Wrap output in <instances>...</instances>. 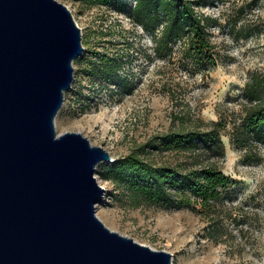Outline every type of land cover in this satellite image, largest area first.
Returning a JSON list of instances; mask_svg holds the SVG:
<instances>
[{
    "label": "rangeland",
    "instance_id": "rangeland-1",
    "mask_svg": "<svg viewBox=\"0 0 264 264\" xmlns=\"http://www.w3.org/2000/svg\"><path fill=\"white\" fill-rule=\"evenodd\" d=\"M61 1L71 7L83 29L84 53L110 46L114 37L130 40L131 57L122 70L129 75L130 88L112 92L94 81L87 60L75 62L73 86L56 118L59 133L82 131L115 158L140 150L159 162L177 161L176 150L144 149L143 145L161 133L206 126L204 123L219 117V109L235 105L230 97L240 94L252 71L264 72V0H204L197 6L215 19L209 28L221 53L215 67L199 72L188 68L179 45L174 55L156 53L153 34L133 19L131 6L136 0H123L119 7ZM244 23L250 24L249 36L241 34ZM224 139L227 154L222 164L228 173L243 180L240 197L256 194L246 206L254 216L253 224L245 223V232L235 225L236 235L229 242L205 237L206 221L191 208L135 206L117 196L114 183L104 176L107 161H101L96 170L107 187L106 199L97 206L98 215L112 229L171 251L173 264H264V146L262 159L248 162L228 134Z\"/></svg>",
    "mask_w": 264,
    "mask_h": 264
},
{
    "label": "water",
    "instance_id": "water-1",
    "mask_svg": "<svg viewBox=\"0 0 264 264\" xmlns=\"http://www.w3.org/2000/svg\"><path fill=\"white\" fill-rule=\"evenodd\" d=\"M61 0H0V264H173L98 215L112 153L56 118L84 53Z\"/></svg>",
    "mask_w": 264,
    "mask_h": 264
},
{
    "label": "trees",
    "instance_id": "trees-1",
    "mask_svg": "<svg viewBox=\"0 0 264 264\" xmlns=\"http://www.w3.org/2000/svg\"><path fill=\"white\" fill-rule=\"evenodd\" d=\"M82 1L118 7L123 2ZM202 3L204 0H136L131 12L134 21L153 34L154 49L159 56L174 55L179 45L188 68L194 72L208 71L219 63L221 53L209 28L215 19L198 10L197 6ZM249 25L241 26L242 36L251 34ZM111 41L110 46L96 47L77 57L75 62L87 60L92 65L90 75L104 88L112 92L129 89V75L125 76L122 70L131 57L130 40L114 37ZM111 83L116 85L109 87ZM230 100L235 105L219 109V117L204 123L206 126L161 133L143 145L144 149L150 146L176 150L177 161L159 162L140 150L107 161L104 176L114 183L116 195L135 206L191 208L206 221L204 236L220 243L229 242L236 235L235 225H240L239 231L245 232L244 224L254 222L246 206L253 202L256 194L240 197L243 180L224 169L222 163L227 154L224 134L230 136L232 145L242 152L245 161L262 159L264 72L252 71L240 94Z\"/></svg>",
    "mask_w": 264,
    "mask_h": 264
},
{
    "label": "built area",
    "instance_id": "built-area-1",
    "mask_svg": "<svg viewBox=\"0 0 264 264\" xmlns=\"http://www.w3.org/2000/svg\"><path fill=\"white\" fill-rule=\"evenodd\" d=\"M112 159L114 160V159H115V157L113 156V157H112Z\"/></svg>",
    "mask_w": 264,
    "mask_h": 264
}]
</instances>
